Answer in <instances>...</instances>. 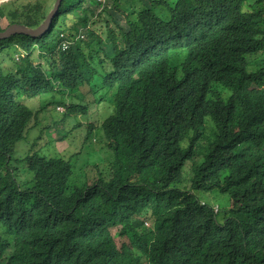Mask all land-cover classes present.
<instances>
[{
    "label": "trees",
    "instance_id": "obj_1",
    "mask_svg": "<svg viewBox=\"0 0 264 264\" xmlns=\"http://www.w3.org/2000/svg\"><path fill=\"white\" fill-rule=\"evenodd\" d=\"M16 1L0 21L36 27L54 0ZM86 98L112 107L102 165L55 146ZM0 264H264V0H63L1 40Z\"/></svg>",
    "mask_w": 264,
    "mask_h": 264
},
{
    "label": "rangeland",
    "instance_id": "obj_2",
    "mask_svg": "<svg viewBox=\"0 0 264 264\" xmlns=\"http://www.w3.org/2000/svg\"><path fill=\"white\" fill-rule=\"evenodd\" d=\"M6 1H7L6 3L12 2V0H6ZM27 1H29V0H17L16 4H17V6H21V4H24ZM54 1L51 3H48L49 10L53 6ZM14 5L15 4H13L11 6V8L14 7ZM6 23H7V21L5 20V18H3L0 21V26H2V28L6 27L7 26ZM35 56H37V53L35 54ZM100 94L103 95L104 93L101 91ZM59 95L61 97L58 98ZM56 98L57 99H60V98L63 99L65 103L70 102L69 97L63 96V94H56ZM106 98L107 97H105V99ZM19 100L21 102L25 103L28 107H31L34 110H37L40 108V105L43 102L49 101V96L44 95V96H40L36 99L33 98V99H28V100L24 97H21V98H19ZM74 101L76 103H82L83 105H85L87 103L88 99L86 98L84 100V102H81L79 99H74ZM54 106L55 105L50 104L45 108L46 118H44L42 120H38L35 117V119L32 121V123H30L28 125V131H27L28 133H26V136L23 139L16 142L14 145V146H16L17 154H20L22 156L27 152V150L30 149V146L32 145L31 142H32L33 137H35L33 139V141H35L36 138L38 137V134L41 132V129L43 130V136H44L41 141L48 139L47 127H49L51 125L50 120L51 119L57 120L64 113H66V111L65 112H59L56 108H54ZM88 109H89L88 115L76 114L75 116H71V117L67 118L66 121L63 124H61L62 126H64L62 129L66 132H69V135L66 138V140H63V141L58 140L55 146L60 151H66L68 149H75V151L79 152L80 155L85 154V157L88 159L87 164L95 161V162H99L102 165L103 164L102 160L104 159L103 157L105 154L100 153V152H96L93 154H87L86 151L89 149H88V147L84 146L85 145L84 139H85L87 131H88V126L90 124H93L94 125V131L92 132L91 138L88 140L89 143H87V145L90 144V146H92L93 149H99L100 148V146H101L100 140L102 139V135H103L102 122L104 121V118L109 117L111 115L112 107L106 102L101 103V104L96 103V102H91L88 104ZM53 131H54V133L52 134V131H51L50 135L52 137L57 136L58 134L56 133V130H53ZM80 149H82V152L79 151ZM201 197L206 202L216 203L215 205H217L219 207V209H221L218 216H219V218L223 217V215L225 213V208L227 206V198L225 196H223L219 193L213 194V195H210L209 193L208 194L203 193V194H201Z\"/></svg>",
    "mask_w": 264,
    "mask_h": 264
},
{
    "label": "water",
    "instance_id": "obj_3",
    "mask_svg": "<svg viewBox=\"0 0 264 264\" xmlns=\"http://www.w3.org/2000/svg\"><path fill=\"white\" fill-rule=\"evenodd\" d=\"M62 1L63 0H55L53 6L47 12L44 20L36 27H31L18 22L10 23L5 28L0 30V41L16 34H25L34 38L41 37L50 29Z\"/></svg>",
    "mask_w": 264,
    "mask_h": 264
},
{
    "label": "clouds",
    "instance_id": "obj_4",
    "mask_svg": "<svg viewBox=\"0 0 264 264\" xmlns=\"http://www.w3.org/2000/svg\"><path fill=\"white\" fill-rule=\"evenodd\" d=\"M63 44H64V43H63ZM64 49H65V48H64ZM57 109L60 110V111H63V110H64V107L61 106V105H58V106H57ZM90 126H93V130L91 131V135H92V132L94 131V125H93V124H90V125L88 126V128H89ZM90 138H91V137H90ZM216 210H218L217 207H216Z\"/></svg>",
    "mask_w": 264,
    "mask_h": 264
},
{
    "label": "built area",
    "instance_id": "obj_5",
    "mask_svg": "<svg viewBox=\"0 0 264 264\" xmlns=\"http://www.w3.org/2000/svg\"><path fill=\"white\" fill-rule=\"evenodd\" d=\"M67 47H68V43L65 42V43L63 44V48H67Z\"/></svg>",
    "mask_w": 264,
    "mask_h": 264
}]
</instances>
